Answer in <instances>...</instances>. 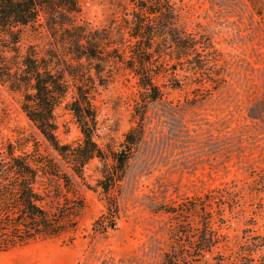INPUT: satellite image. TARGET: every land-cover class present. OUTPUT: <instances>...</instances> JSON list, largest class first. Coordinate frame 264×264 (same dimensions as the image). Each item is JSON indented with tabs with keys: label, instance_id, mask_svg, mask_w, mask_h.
Instances as JSON below:
<instances>
[{
	"label": "rangeland",
	"instance_id": "1",
	"mask_svg": "<svg viewBox=\"0 0 264 264\" xmlns=\"http://www.w3.org/2000/svg\"><path fill=\"white\" fill-rule=\"evenodd\" d=\"M174 1L191 27L203 29L223 54L226 82L193 103L194 86L184 82L173 89L161 80L167 84L163 96L146 108L137 106L141 95L131 76L96 85L94 140L105 158L84 166V182L27 118L21 93L0 82V149L53 160L84 201L72 241L66 235L18 246L0 252V264H162L175 234L187 237L201 226L200 207L181 219L170 208L197 200L200 205L205 195L214 197L213 209L225 203L227 219V243L214 250L209 264L219 252L238 251L250 235L264 237V0ZM114 2L80 0V19L106 25ZM49 42L44 28L31 25L23 28L19 45L24 51ZM72 96L70 91L54 114L59 142L76 147L82 134L66 107ZM132 130L136 141L108 200L97 182L113 170V154L129 148ZM263 254L264 245L253 255Z\"/></svg>",
	"mask_w": 264,
	"mask_h": 264
},
{
	"label": "trees",
	"instance_id": "2",
	"mask_svg": "<svg viewBox=\"0 0 264 264\" xmlns=\"http://www.w3.org/2000/svg\"><path fill=\"white\" fill-rule=\"evenodd\" d=\"M112 5V18L96 27L80 19V0H0V82L21 93L27 118L82 182L84 166L93 158H105L94 140L96 85L131 76L141 95L137 106L146 108L163 96L167 84L161 80L173 89L185 83L194 86L193 103L226 82L223 54L203 29L191 27L174 0H115ZM31 25L46 30L47 47L30 44L21 50L22 30ZM70 91L66 107L82 134L76 147L61 144L56 136L54 110ZM135 141L132 130L129 148L113 154V170L104 171L97 182L108 200L119 186ZM260 184L264 186V179ZM201 202L170 208L181 219L200 207L201 226L187 237L175 234L162 264H209L214 250L226 245L225 203L213 209L212 195ZM83 207L70 176L53 160L0 149V252L66 235L72 241ZM249 237L238 251L212 256L214 264H264V254L258 259L253 255L264 245V237Z\"/></svg>",
	"mask_w": 264,
	"mask_h": 264
}]
</instances>
